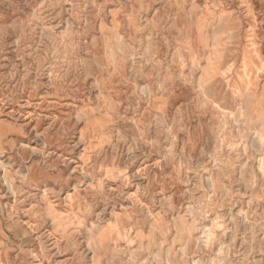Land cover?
I'll use <instances>...</instances> for the list:
<instances>
[{"label":"rangeland","instance_id":"1","mask_svg":"<svg viewBox=\"0 0 264 264\" xmlns=\"http://www.w3.org/2000/svg\"><path fill=\"white\" fill-rule=\"evenodd\" d=\"M0 264H264V0H0Z\"/></svg>","mask_w":264,"mask_h":264},{"label":"bare ground","instance_id":"2","mask_svg":"<svg viewBox=\"0 0 264 264\" xmlns=\"http://www.w3.org/2000/svg\"><path fill=\"white\" fill-rule=\"evenodd\" d=\"M28 195V194H27Z\"/></svg>","mask_w":264,"mask_h":264}]
</instances>
